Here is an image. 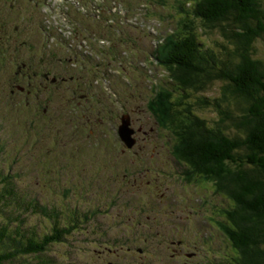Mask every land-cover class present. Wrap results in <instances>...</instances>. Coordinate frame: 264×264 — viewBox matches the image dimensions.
Wrapping results in <instances>:
<instances>
[{"label": "rangeland", "instance_id": "obj_1", "mask_svg": "<svg viewBox=\"0 0 264 264\" xmlns=\"http://www.w3.org/2000/svg\"><path fill=\"white\" fill-rule=\"evenodd\" d=\"M189 1L0 0V37H5L8 25L15 40L29 44L28 48L0 44V168L17 176L47 213H60L62 220L72 221L90 216L65 242L49 247L54 264L212 263L203 248L212 251L219 243L220 233L212 223L223 201L210 193L213 184L197 182L196 176L189 179V173H184L187 169L173 158L178 140L162 118V104L167 103L163 96L174 99L177 94L167 85V67L152 57L158 42L175 34L184 12L191 13ZM85 19L95 20V31L104 29L110 41L102 43L94 37L91 42L82 26ZM37 22L52 33L42 31L39 35L34 29ZM117 23L121 25L114 31L111 24ZM213 38L219 36L205 30L200 33L207 43ZM47 44L51 48L43 53ZM88 44L97 48L96 53L89 54ZM255 51L264 61V40L255 43ZM11 55L14 61L5 65ZM19 59L31 64L25 76L16 72ZM41 64L66 79L87 80L71 81L64 88L62 83L53 86L43 76ZM19 85L29 92L18 90ZM221 89L222 84L216 83L204 95L219 98ZM87 95L95 106L91 117L95 123L101 122L108 142L121 151L114 160L115 171L121 175L125 160L123 144L116 135L119 116L126 112L132 127H142L140 133L135 132L138 142L130 154L143 153L144 170L133 186L125 182L119 195H109L105 187L88 178V168L102 172L110 158L96 156L100 147L87 141L83 126L87 109L79 105L89 103L79 99ZM197 114L215 119L217 112L207 108ZM154 118L160 121L159 127ZM148 142L151 147H146ZM84 156H92V160L83 161ZM152 180L157 184L154 188L146 184ZM148 219L157 224L152 230L160 234L154 240L133 241L125 236L128 230H148L144 223ZM154 219L179 224L193 235H169L167 225ZM27 220L43 232H48L52 223L44 209L30 211ZM95 225L100 228L93 231ZM128 246L134 251L126 255ZM198 253L200 256L195 255Z\"/></svg>", "mask_w": 264, "mask_h": 264}, {"label": "trees", "instance_id": "obj_2", "mask_svg": "<svg viewBox=\"0 0 264 264\" xmlns=\"http://www.w3.org/2000/svg\"><path fill=\"white\" fill-rule=\"evenodd\" d=\"M187 4L191 13L184 12L175 34L162 38L152 54L167 67L166 84L177 94L174 99L163 96L167 103L162 104V118L177 136L174 156L183 162L186 176L213 184L210 193L223 201L212 223L220 233L219 243L212 251L203 248L206 259L213 258L211 264H264V61L255 51V43L264 40V0H190ZM203 30L219 39L202 41ZM52 76L61 82L62 76ZM216 83L222 84L221 97L205 96ZM207 108L217 112L215 119L197 114ZM123 153L124 174L114 167L111 173L118 174L115 181L133 186L144 170L145 156ZM120 154L116 146L108 151L112 164ZM41 205L17 176L0 168V264H54L49 247L80 229L78 218L60 220V213H47ZM43 209L52 220L48 232L27 220L30 211ZM85 218L89 220V214ZM155 221L167 225L169 235H193L169 220ZM146 225L148 230H128L125 236L147 241L160 235L152 230L155 222L148 219ZM133 251L128 246L124 252Z\"/></svg>", "mask_w": 264, "mask_h": 264}, {"label": "water", "instance_id": "obj_3", "mask_svg": "<svg viewBox=\"0 0 264 264\" xmlns=\"http://www.w3.org/2000/svg\"><path fill=\"white\" fill-rule=\"evenodd\" d=\"M120 134L123 141L126 142L128 147H132L134 145L135 141L131 136L132 130L129 129L128 123L125 118H123V125L120 127Z\"/></svg>", "mask_w": 264, "mask_h": 264}]
</instances>
